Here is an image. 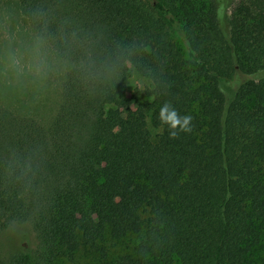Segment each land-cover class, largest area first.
I'll return each instance as SVG.
<instances>
[{"label": "trees", "instance_id": "16d2710c", "mask_svg": "<svg viewBox=\"0 0 264 264\" xmlns=\"http://www.w3.org/2000/svg\"><path fill=\"white\" fill-rule=\"evenodd\" d=\"M17 1L70 66L47 124L0 107V231L39 245L0 264H264V0ZM165 101L191 132L162 130Z\"/></svg>", "mask_w": 264, "mask_h": 264}, {"label": "rangeland", "instance_id": "374dc122", "mask_svg": "<svg viewBox=\"0 0 264 264\" xmlns=\"http://www.w3.org/2000/svg\"><path fill=\"white\" fill-rule=\"evenodd\" d=\"M168 22V21H167ZM170 36L184 57V51L180 32L171 24ZM32 27L21 13L17 0H0V55L3 53L8 39L13 38V46L21 43H30L35 37ZM49 51L58 62L57 71L42 84H33L30 81H13L0 77V107L14 109L17 112L29 111L42 123L47 124L54 114L60 97V84L64 73L69 68V63L59 59L49 46ZM142 80L132 75L126 84V96L131 97L135 87H142ZM22 86V87H21ZM139 97L141 94H138ZM131 107L134 108L133 105ZM138 236L129 235L122 239H113L106 236L103 245L108 255L115 256L132 250ZM39 245L36 235L29 222L11 223L0 231V256L11 252L28 253L35 258ZM75 264H95L94 256L79 250L73 260ZM63 264H69L64 261Z\"/></svg>", "mask_w": 264, "mask_h": 264}, {"label": "clouds", "instance_id": "9594fccd", "mask_svg": "<svg viewBox=\"0 0 264 264\" xmlns=\"http://www.w3.org/2000/svg\"><path fill=\"white\" fill-rule=\"evenodd\" d=\"M13 38L0 55V77L13 81H30L33 84H42L57 71V61L49 51L47 40L37 35L30 43H21L13 46ZM158 121L163 130L167 126L170 138H177L181 132L192 130L191 115H180L171 102L165 101L159 108Z\"/></svg>", "mask_w": 264, "mask_h": 264}]
</instances>
